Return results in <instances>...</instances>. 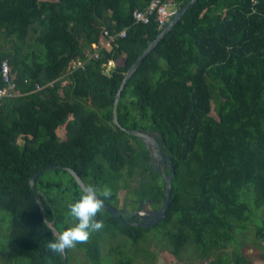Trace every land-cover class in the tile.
I'll use <instances>...</instances> for the list:
<instances>
[{
    "label": "trees",
    "instance_id": "16d2710c",
    "mask_svg": "<svg viewBox=\"0 0 264 264\" xmlns=\"http://www.w3.org/2000/svg\"><path fill=\"white\" fill-rule=\"evenodd\" d=\"M168 1L179 9L190 0ZM149 2L0 0V61L10 64L14 92L0 97L8 264H61V254L46 247L56 236L46 221L59 232L70 226L68 204L83 192L61 166L87 187H110L111 196L101 197L119 208L129 199L161 204L162 177L143 142L126 131L137 128L158 131L173 159L165 218L124 224L101 208L104 227L66 249V263L80 250L86 264H135L137 256H155L144 246L155 238L173 264H264L243 247L226 251L251 220L264 240V0L190 2L126 80L114 122L125 72L161 30L154 15L134 21L133 10ZM107 41L110 49L100 46L87 59L92 43ZM108 59L116 65L107 73ZM6 83L0 74V88ZM49 164L60 166L43 169ZM42 169L34 186L46 220L29 184ZM106 238L116 243L102 246Z\"/></svg>",
    "mask_w": 264,
    "mask_h": 264
},
{
    "label": "water",
    "instance_id": "95a60500",
    "mask_svg": "<svg viewBox=\"0 0 264 264\" xmlns=\"http://www.w3.org/2000/svg\"><path fill=\"white\" fill-rule=\"evenodd\" d=\"M195 0H190L188 3H186L184 6L179 8L177 12L170 18V20L163 26L160 30V32L157 34V36L146 46V48L142 51V53L136 58V60L131 64L129 69L125 72L124 77L120 83V86L118 88L117 93L115 94L114 98V105H113V121L117 122L116 119V104L119 99L121 90L126 82V80L129 78V76L133 73L137 65L141 62L143 57L155 46L157 41L175 24V22L182 16L184 11L187 9L190 2H194ZM128 133L133 134L134 136H137L144 144L146 149L149 153V162L153 166L154 170L158 172L161 177L164 184V198L162 200V203L158 209H148L143 208L142 203L140 202L138 207L134 210V212L131 214V217L136 215L135 220H126L121 218L122 211H119V209L110 204L109 202L104 200V204L102 209L107 211L110 215L119 218L122 223H130V224H136L141 225L144 227L154 225L158 223L159 221L163 220L166 216V212L169 208L171 198H172V179H173V168H172V162L173 159L171 155L168 153V147L164 139L161 137L160 133L158 131H149L144 128H137V129H126ZM60 165L57 164H49L43 169H50L54 167H59ZM63 169H67L72 176L75 178L76 182L79 184V186L82 188L83 191L87 190V186L83 183L80 176L75 172V170L72 167L68 166H61ZM42 170H39L35 172L29 179V184L31 188L34 189L35 197L38 201V204L40 206L41 213L45 218V211L42 204V201L39 196L38 190L35 188V180L39 173ZM167 170V172H166ZM101 198V197H100ZM102 199V198H101ZM154 203V199H147L144 201V204L148 205L150 203ZM47 225L51 228L53 233L57 235L59 231L53 224V220L46 221ZM61 264H67L66 263V253L65 251L61 253Z\"/></svg>",
    "mask_w": 264,
    "mask_h": 264
},
{
    "label": "rangeland",
    "instance_id": "374dc122",
    "mask_svg": "<svg viewBox=\"0 0 264 264\" xmlns=\"http://www.w3.org/2000/svg\"><path fill=\"white\" fill-rule=\"evenodd\" d=\"M8 42L6 43L5 46H1V49H4V48L9 49L11 44ZM100 46H104L106 49L111 48V45L109 42H102V43H100V45L92 43L91 48L94 50L93 55L97 52V49ZM90 57H93V56H88L87 59ZM4 59H7V58H3L2 60H4ZM2 60L0 61V64H1ZM113 63H115V62H113ZM106 64H107V62L105 63L104 69L106 68ZM75 66L76 67L79 66V61L75 64ZM111 67H114V65ZM63 130H64V128L60 127L58 129V133H63ZM133 182L131 185L134 184ZM103 188L104 187L98 188V191L100 193H102ZM112 204L115 205L116 203L112 201ZM116 207L119 208L118 206H116ZM67 216L69 218L73 219L72 217H70V215L68 213H67ZM9 220H10V215L7 212V210L0 209V264H8L7 258L11 254V250H13V245H12V243L8 237V228H9V223H10ZM74 222H75L74 219L71 220L70 225ZM253 226H254V222L251 220L247 224V228L244 229L243 231H240L237 234L235 242L233 244H231L226 249V251L231 253L232 250H234V249L238 250L239 248L243 247L242 251L245 254L250 255L254 262L262 263V262H264V240H262V239L260 240V239H257L255 237L254 232H253ZM149 237H152L151 232H150ZM109 240L113 243H110ZM157 242L159 243V245H157ZM115 243H116V240H111V239L106 238L104 240L102 246L108 247V246L114 245ZM128 243L130 245V242H128ZM144 246L147 248V250H149L150 253H153V254L155 253V256H152V255H150L148 257L137 256L134 259L135 264H148L149 261L151 264H170V263L173 264L176 261L175 257L168 250L165 249L163 241H161L159 239L150 238V241H144ZM73 254L77 258V260H75V258H74L72 261L69 262V264H86V260L84 259L83 253L80 250H77ZM3 257L5 259H3ZM4 260H5V263H4ZM201 263H205V261L201 260ZM181 264H184V263L181 262Z\"/></svg>",
    "mask_w": 264,
    "mask_h": 264
},
{
    "label": "clouds",
    "instance_id": "9594fccd",
    "mask_svg": "<svg viewBox=\"0 0 264 264\" xmlns=\"http://www.w3.org/2000/svg\"><path fill=\"white\" fill-rule=\"evenodd\" d=\"M111 194L110 187H104L100 193L96 187L89 186L87 190L81 192L78 198L68 204V214L75 222L48 241L46 247L55 254H61L66 249L74 247L77 242L86 241L92 232L102 229L104 222L97 218V213L104 204L100 196L108 198Z\"/></svg>",
    "mask_w": 264,
    "mask_h": 264
},
{
    "label": "built area",
    "instance_id": "2783aa9c",
    "mask_svg": "<svg viewBox=\"0 0 264 264\" xmlns=\"http://www.w3.org/2000/svg\"><path fill=\"white\" fill-rule=\"evenodd\" d=\"M178 8L176 7L175 3L168 1V0H150L148 5L143 9H134L132 12L134 21L136 22H142L147 23L150 20L151 15L156 16L157 24L159 28H162L165 26V24L170 20V18L177 12ZM105 34H108L107 30H104ZM125 35V29L119 31L116 36H124ZM109 36V35H108ZM115 36L110 35L108 38V41L110 39H114ZM107 41V42H108ZM97 53L94 55H88L96 57ZM115 62L112 59L107 60L106 68L104 69L105 72H109L113 69L111 66H115ZM82 65V62H79V66ZM0 74L2 76V79L4 82H8L6 84H9L8 87L4 85V87L0 88V97L3 95H12L13 92V83L10 81L12 76L10 74V65L7 61V59L2 60L0 64ZM38 87V86H37Z\"/></svg>",
    "mask_w": 264,
    "mask_h": 264
},
{
    "label": "flooded vegetation",
    "instance_id": "af4514ba",
    "mask_svg": "<svg viewBox=\"0 0 264 264\" xmlns=\"http://www.w3.org/2000/svg\"><path fill=\"white\" fill-rule=\"evenodd\" d=\"M146 130H149V131H154V130H152V129H146ZM101 197V196H100ZM102 198V197H101ZM147 199V198H146ZM146 199H144V200H138V201H135L134 199H129L128 200V202H129V204L126 206V207H124V208H118L119 209V211H123V213H122V216L121 217H123L124 219H126V220H135L136 219V215H134L133 217H131V214L134 212V210L138 207V205H139V203L140 202H143L142 203V207L143 208H148V209H156V208H159L160 207V205L158 206V207H153L152 206V204L153 203H151V204H149V205H145L144 204V201L146 200ZM103 200H105V199H103ZM105 201H107V200H105ZM109 202V201H108ZM109 203H111V202H109ZM112 204V203H111ZM113 205V204H112ZM115 206V205H114ZM129 206V207H128Z\"/></svg>",
    "mask_w": 264,
    "mask_h": 264
},
{
    "label": "bare ground",
    "instance_id": "6f19581e",
    "mask_svg": "<svg viewBox=\"0 0 264 264\" xmlns=\"http://www.w3.org/2000/svg\"><path fill=\"white\" fill-rule=\"evenodd\" d=\"M166 172H167V170H166ZM147 200V199H146ZM108 202V201H107ZM152 203V202H151ZM150 203V204H151ZM162 203V202H161ZM111 204V203H110ZM146 205V204H145ZM149 205V204H148ZM161 205V204H160ZM156 209H158V208H156ZM123 212V211H122ZM121 216H122V213H121ZM122 218V217H121ZM119 219V218H118ZM123 219V218H122ZM125 224H130V223H125ZM133 225H136V224H133ZM141 226V225H140Z\"/></svg>",
    "mask_w": 264,
    "mask_h": 264
}]
</instances>
